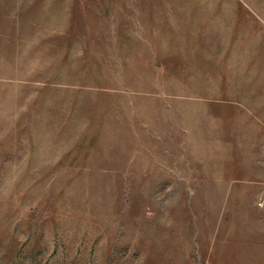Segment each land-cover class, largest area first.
Instances as JSON below:
<instances>
[{"label":"rangeland","instance_id":"1","mask_svg":"<svg viewBox=\"0 0 264 264\" xmlns=\"http://www.w3.org/2000/svg\"><path fill=\"white\" fill-rule=\"evenodd\" d=\"M0 264H264V0H0Z\"/></svg>","mask_w":264,"mask_h":264}]
</instances>
